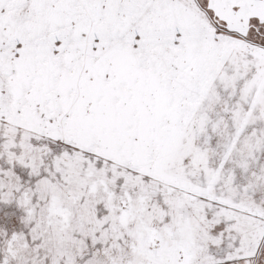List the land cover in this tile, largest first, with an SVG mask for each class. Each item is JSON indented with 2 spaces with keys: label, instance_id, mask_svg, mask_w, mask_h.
<instances>
[{
  "label": "snow or ice",
  "instance_id": "1",
  "mask_svg": "<svg viewBox=\"0 0 264 264\" xmlns=\"http://www.w3.org/2000/svg\"><path fill=\"white\" fill-rule=\"evenodd\" d=\"M0 264H264V0H0Z\"/></svg>",
  "mask_w": 264,
  "mask_h": 264
}]
</instances>
